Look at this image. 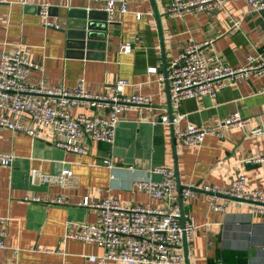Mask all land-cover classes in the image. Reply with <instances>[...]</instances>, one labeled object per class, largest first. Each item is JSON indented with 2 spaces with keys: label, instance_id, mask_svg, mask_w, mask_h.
<instances>
[{
  "label": "crops",
  "instance_id": "1",
  "mask_svg": "<svg viewBox=\"0 0 264 264\" xmlns=\"http://www.w3.org/2000/svg\"><path fill=\"white\" fill-rule=\"evenodd\" d=\"M128 1L129 11L99 34L104 38L101 56L96 50L88 56H76L78 49L67 37L78 20L74 15L80 10L99 12L89 1L0 3V54L13 52L18 44L24 46L27 57L43 66L42 73L30 72L31 82L42 75L47 86L73 87L82 78L91 92L110 93L115 79L123 78L128 81L123 95L140 93L150 99L148 106L121 114L113 144L86 141L82 154L55 147L49 128L32 138L0 127V150L15 156L11 166L0 165V218L7 217L0 264H92L87 255H98L101 248L77 239L62 244L66 222L97 221L96 209L80 205L84 197L91 201L111 197L124 207L146 203L162 206L161 200L150 199L133 183L136 178L159 181L161 175L154 170L156 167L174 169L176 184L182 189L187 183L225 186L236 175L246 176L251 187L264 188V162L243 161L264 149V135H252L258 116L264 112V93L257 91L263 80L247 78L236 87L219 90L213 97L183 99L178 111L184 117L177 124L161 121L164 115L170 117V100L166 81L157 80L158 75L165 76L170 58L191 42H205L201 47L203 55L229 66L241 64L247 54L260 53L264 9L249 11L244 1L227 0L214 11L173 14L166 10L170 0ZM41 2L51 4L52 18L59 28L42 26L37 9ZM137 12L140 18H136ZM235 21L238 27L233 26ZM98 23L94 21L96 27ZM121 43H129L132 50L120 53ZM148 67H156L157 73L149 74ZM79 110L88 112L81 108H72L71 112ZM170 110L172 119L176 110ZM234 111L250 119L245 128L220 127L216 134L206 135L197 149L177 142L176 126H211ZM106 157L112 160V168L100 163ZM63 167L72 172L65 185L29 181L31 169L54 174ZM34 196L43 201L32 200ZM53 198H61L62 203H49ZM252 209L247 201L229 200L223 211L216 212L208 209L201 195L191 198L183 210L192 217L194 238L187 248L182 243L175 251L187 258L184 264H258L263 256L264 225Z\"/></svg>",
  "mask_w": 264,
  "mask_h": 264
},
{
  "label": "built area",
  "instance_id": "2",
  "mask_svg": "<svg viewBox=\"0 0 264 264\" xmlns=\"http://www.w3.org/2000/svg\"><path fill=\"white\" fill-rule=\"evenodd\" d=\"M7 0H0L4 3ZM106 14V22L113 24L119 17L129 11L128 0H87ZM227 0H170L167 11L182 14L185 11H214L222 8ZM249 11L264 9V0H242ZM26 5L28 0H19ZM38 16L45 28H59L60 24L52 18L51 4H38ZM140 18L141 13L135 14ZM238 27V21L233 22ZM203 43L186 44L166 64V74L158 75V81H166L170 106L176 110L170 119L167 115L161 117L163 123H178L183 113L178 111L180 102L185 98L203 95L215 96L226 87H236L243 80L262 79L257 91L264 93V43L260 53L247 54L242 63L237 66L215 58H206L201 52ZM132 47L129 43H121L120 53H129ZM32 70L43 72V66L27 57L24 46L18 44L13 52L0 54V127L13 133H24L32 138H38L43 129L49 128L55 147L73 154H82L85 142H104L113 144L115 131L121 114L128 109H140L148 106L149 97L140 93L123 95L122 91L128 81L117 78L113 82L110 93H96L86 89L83 79H79L73 87L63 85L47 86L41 75L35 82L29 80ZM149 74L157 73L156 67H148ZM72 108H81L75 113ZM178 111V112H177ZM250 119L242 117L238 111L219 119L214 125L203 126L187 123L183 127L176 126L175 138L183 146L197 149L204 137L216 134L220 127L245 128ZM252 135H264V112L257 118V127ZM14 155L0 150V165L11 166ZM245 163L258 164L264 162V149L243 160ZM108 168L113 167L109 157L100 161ZM161 175L159 181L136 178L135 187L148 195L150 199H159L162 206L153 207L150 203L124 207L111 197L91 201L84 197L80 205L94 208L98 211V219L93 223H76L67 221L61 238L62 244L68 239H77L86 244L101 248V253L89 254L87 259L92 264H109L118 261L121 264H184L183 253L175 248L185 240L186 245L194 238L195 225L190 213L183 210L191 198L201 195L212 211H223L229 200L247 201L262 218L264 225V188H254L244 175L233 176L225 186L210 184L194 185L187 183L180 192L177 191L175 171L170 167H156ZM72 176L68 167H63L58 173L43 174L31 169L29 181L65 185ZM222 201L219 202V198ZM43 201L39 196L31 198ZM49 203H62L61 198L48 200ZM7 217L0 218V248L5 247ZM187 248V246H186ZM263 256L258 264H264ZM218 264H221L218 262Z\"/></svg>",
  "mask_w": 264,
  "mask_h": 264
},
{
  "label": "water",
  "instance_id": "3",
  "mask_svg": "<svg viewBox=\"0 0 264 264\" xmlns=\"http://www.w3.org/2000/svg\"><path fill=\"white\" fill-rule=\"evenodd\" d=\"M38 9V8H37ZM103 15V17H99ZM72 14V12H69ZM98 17V18H97ZM74 18H77V22L75 23V27L73 30L68 31L67 37L70 38L75 47L78 49L76 52V56H88L92 50L98 51V55L101 56V52L103 51L104 45L103 43V35L101 38L99 34H104L106 26L108 23L106 22V14L104 11L99 10L97 11L92 9H82L78 12V14L74 15ZM98 20V27L95 26L94 21ZM69 29H71L69 27ZM96 41H100L96 43ZM166 74V70H165ZM164 74V75H165ZM167 110L169 112L170 119L172 117L171 110H170V101L167 103ZM182 188L177 185V191L180 192ZM182 243L186 246L185 240H182ZM187 261V258L185 257Z\"/></svg>",
  "mask_w": 264,
  "mask_h": 264
}]
</instances>
